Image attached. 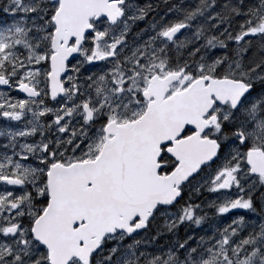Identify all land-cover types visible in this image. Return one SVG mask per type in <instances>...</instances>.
Wrapping results in <instances>:
<instances>
[{
	"label": "snow or ice",
	"instance_id": "obj_1",
	"mask_svg": "<svg viewBox=\"0 0 264 264\" xmlns=\"http://www.w3.org/2000/svg\"><path fill=\"white\" fill-rule=\"evenodd\" d=\"M0 264H264V0H0Z\"/></svg>",
	"mask_w": 264,
	"mask_h": 264
}]
</instances>
